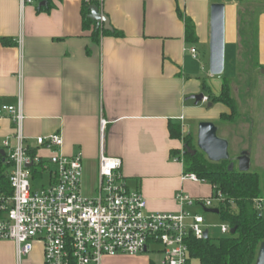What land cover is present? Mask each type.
I'll list each match as a JSON object with an SVG mask.
<instances>
[{
    "label": "crops",
    "instance_id": "0c3cea01",
    "mask_svg": "<svg viewBox=\"0 0 264 264\" xmlns=\"http://www.w3.org/2000/svg\"><path fill=\"white\" fill-rule=\"evenodd\" d=\"M212 3L215 2H98L101 13L111 21L112 31L123 36H101L95 42L92 31L84 27L85 0L54 1L49 13L40 12L36 1L23 5L20 0H0V38L17 42L13 47L0 44V107L17 106L22 100L24 133L32 152L50 156V152L39 148L37 138L56 133L63 136L64 154L83 157V189L87 196L97 191L101 121H106L105 154L122 159L130 190L143 194L148 211L162 214L185 210L199 214L196 208L181 207L176 195L183 191L194 199H208L214 195L213 188L207 183L182 180L186 173L184 162L174 159L183 157L185 144L171 137L170 127L181 126L184 135L193 127L192 122H197L198 128L202 122L218 121L221 114L229 113L222 104L208 108L209 92L203 85L219 95L223 78L215 79L210 72L201 78L198 67L204 68L202 62L189 51L198 49L199 43L210 44ZM222 3L226 6V51L232 50L230 56L239 72L237 8L264 0ZM187 20L194 26L195 43L187 41ZM95 26L98 29L96 23ZM100 29L104 30L102 26ZM257 46L255 71L260 75L264 69V11L257 16ZM261 79L264 84V77ZM200 94L208 98L206 103L196 106L195 101L188 100ZM189 123L191 128L187 129ZM13 134L12 121L0 118V149ZM173 152L180 155L172 158ZM9 174L10 168L4 171L7 178ZM103 261L156 264L137 256ZM0 264H19L14 242L0 241ZM20 264H44L42 244H36L34 252Z\"/></svg>",
    "mask_w": 264,
    "mask_h": 264
},
{
    "label": "built area",
    "instance_id": "2783aa9c",
    "mask_svg": "<svg viewBox=\"0 0 264 264\" xmlns=\"http://www.w3.org/2000/svg\"><path fill=\"white\" fill-rule=\"evenodd\" d=\"M20 1L33 4V0ZM97 1L103 4L107 0ZM189 51L200 60L198 49ZM2 117L12 121L14 134L3 142L10 174L9 189L0 186V241L15 243L19 264L38 243L43 246L44 264H102L106 257L139 256L157 252L158 247L163 256L160 264H191L188 240L205 239L209 233L205 218L185 210L150 213L143 194L130 190L122 159L105 154L106 121H101L97 191L87 196L83 157L64 154L60 133L37 138L39 148L51 153L45 157L27 147L21 99L17 106H1ZM45 175L49 185L39 186L37 176ZM182 180L206 183L193 173H185ZM175 200L181 207L211 210L213 202L223 201V195L217 192L208 199H194L181 191ZM255 208L264 213V200H256ZM221 232L230 235V226L222 224Z\"/></svg>",
    "mask_w": 264,
    "mask_h": 264
},
{
    "label": "trees",
    "instance_id": "16d2710c",
    "mask_svg": "<svg viewBox=\"0 0 264 264\" xmlns=\"http://www.w3.org/2000/svg\"><path fill=\"white\" fill-rule=\"evenodd\" d=\"M41 4L46 2L47 6L40 8V12H51L54 7V1L57 0H33ZM242 5V4H241ZM98 6L97 0H85L83 17L84 27L92 31L93 40L99 42L101 36L121 37L117 31H106L97 29L95 23L89 19L90 7ZM264 8L259 10V14ZM187 41L189 43L197 42L195 29L192 23L187 20ZM255 32V46L252 56L255 61V68L258 65V46H257V21ZM0 44L5 47L17 45L14 39L0 38ZM250 52V51H249ZM248 52V53H249ZM223 85L219 95L210 92L206 84L203 85L204 91L209 92V101L214 105L222 104L228 108L229 113L221 114L220 120L223 122L236 123L239 118V108L231 95V81L222 76ZM171 137L183 140L186 147L196 152L190 154L184 149L183 159L186 173H193L201 180H204L213 188V193L221 192L223 201L219 203V214L224 224H228L231 229L236 228L235 235L218 239L198 240L190 238L188 247L190 251L191 262L198 261L199 264H255L259 248L264 243V213H260L255 208L256 200H264L261 186V178L257 172L240 173L238 163L235 161L212 163L206 155L196 150L193 146L192 137L183 135L181 126L171 125ZM179 152H173L172 158L179 156ZM235 159V158H233ZM234 164L233 169H230ZM9 169L8 159L0 157V186L8 190V178L4 171ZM215 188V189H214Z\"/></svg>",
    "mask_w": 264,
    "mask_h": 264
},
{
    "label": "rangeland",
    "instance_id": "374dc122",
    "mask_svg": "<svg viewBox=\"0 0 264 264\" xmlns=\"http://www.w3.org/2000/svg\"><path fill=\"white\" fill-rule=\"evenodd\" d=\"M211 1L215 3H222L223 0ZM215 3H212L211 6ZM262 8H264V3L242 4L237 8L238 12L236 19L239 25V33L241 35L239 44L241 46L239 72L235 59L233 60L230 56L231 53L233 55V52H231L232 50L230 51V49H227L226 51V64L223 77L230 80L236 77L231 81V95L238 105L239 118L234 124L230 122H223L221 120H216L210 123H214L219 128V137L229 141L230 155L232 158L240 156L242 151H246L250 154L252 159L251 171L259 173L264 195V84L261 79L264 76H262L261 71L260 75H258V72L255 71L254 57L250 54L254 51L256 32L255 26L259 10ZM229 11L231 12V9ZM228 20L229 22L232 20L230 14ZM198 51L200 53V60L204 67L201 68L202 66L200 67L198 65L199 76L205 79V77H208L207 74H209V44L199 43ZM204 64L206 66H204ZM215 79L218 78L216 77ZM261 116L262 119H259ZM191 125L193 126L192 128ZM191 125L190 123L187 125V129H189V127L191 129L187 130L184 135H190L192 137L193 146L197 148L196 150L200 151L197 146V122H192ZM36 182H38L39 186L44 185L47 187L49 185L48 175H45L43 178L37 176ZM218 206L219 204L217 202H213L212 209L218 210ZM194 209L197 210L199 215H202L205 218L211 239L229 236L223 235L221 232V226L224 222L222 221L220 215L206 213L203 208H197L196 206ZM159 250H161L160 247L156 249L157 252L139 255L137 257L160 264L163 256L158 252ZM191 264H199V262L193 260Z\"/></svg>",
    "mask_w": 264,
    "mask_h": 264
},
{
    "label": "water",
    "instance_id": "95a60500",
    "mask_svg": "<svg viewBox=\"0 0 264 264\" xmlns=\"http://www.w3.org/2000/svg\"><path fill=\"white\" fill-rule=\"evenodd\" d=\"M47 3L42 2L39 8L46 7ZM89 19L101 26L106 31H112L110 19L101 13L99 7H90ZM210 55H209V72L212 77H221L225 72L226 64V6L223 3H215L211 6L210 12ZM264 75V69L261 71ZM188 100L195 101L198 106L204 103L205 96L200 94L192 96ZM213 103L208 104V108L213 107ZM219 128L210 122H202L198 127L197 146L198 149L206 155L208 160L212 163H221L228 161H235L238 163V170L240 173H249L252 169V159L248 152L244 151L237 158L233 159L230 155V143L227 139L221 138L218 135ZM187 152L195 155L196 152L191 151L190 148H185ZM0 157H6L4 150L0 149ZM234 164L230 169H233ZM206 213H213L218 215L219 210L211 209L205 210ZM236 228L231 229V235L236 234ZM205 239L209 238V233H205ZM255 264H264V243L261 244Z\"/></svg>",
    "mask_w": 264,
    "mask_h": 264
}]
</instances>
